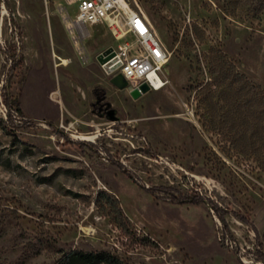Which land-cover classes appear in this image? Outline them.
Returning a JSON list of instances; mask_svg holds the SVG:
<instances>
[{"label":"rangeland","instance_id":"1","mask_svg":"<svg viewBox=\"0 0 264 264\" xmlns=\"http://www.w3.org/2000/svg\"><path fill=\"white\" fill-rule=\"evenodd\" d=\"M128 1L171 52L165 87L138 98L95 58L119 43L107 25L90 29L84 61L59 0H0V264H54L74 248L264 264V115L222 75L232 60L264 91V0ZM4 89L34 123L14 107L8 118ZM194 192L231 210L227 230L206 201L173 200Z\"/></svg>","mask_w":264,"mask_h":264},{"label":"built area","instance_id":"2","mask_svg":"<svg viewBox=\"0 0 264 264\" xmlns=\"http://www.w3.org/2000/svg\"><path fill=\"white\" fill-rule=\"evenodd\" d=\"M57 9L82 60L88 56L86 38L90 29L105 24L119 41L109 53H100L103 61L98 59L100 54L95 57L106 75L110 79L122 75L129 91L144 82L150 90L165 87L164 70L171 52L142 9L128 0H59Z\"/></svg>","mask_w":264,"mask_h":264},{"label":"trees","instance_id":"3","mask_svg":"<svg viewBox=\"0 0 264 264\" xmlns=\"http://www.w3.org/2000/svg\"><path fill=\"white\" fill-rule=\"evenodd\" d=\"M16 52L14 48H12L11 56H15ZM228 64L227 69L223 70L222 75L224 79H229L227 86L228 88H234L237 93L243 92L244 97L242 98L240 104L242 107H250L253 105H257L260 108L259 116L264 115V91L259 86L252 82L248 76L237 70L236 64L232 60H226ZM224 68V67H223ZM213 85L214 83H211ZM5 88V87H4ZM252 91V93H251ZM93 94L96 97L95 105L102 102L105 98V90L101 86H95L93 88ZM4 101L9 108L8 111V118L12 119L11 109L14 107L17 113L21 116L26 118L21 104L17 97L4 89ZM29 124L34 123L33 120L25 119ZM144 151L149 152L146 148ZM124 169H126L124 167ZM160 189V188H156ZM162 189V188H161ZM165 191H169L167 188H164ZM170 193V192H169ZM105 194L112 199V202L115 203L117 206V199L110 194ZM173 200L177 202H192V203H199L206 201L218 215L220 220L222 221L224 228L228 229V223L225 218V214L230 212L229 209L221 208L217 202H215L212 198H206L200 195L197 192L191 194H173ZM118 207V206H117ZM244 219L243 216H240ZM257 258L260 260H264V255H257ZM54 264H136L131 262L118 254H115L108 250H94V251H87L79 248H74L72 250L66 251L62 254V256L54 263Z\"/></svg>","mask_w":264,"mask_h":264},{"label":"water","instance_id":"4","mask_svg":"<svg viewBox=\"0 0 264 264\" xmlns=\"http://www.w3.org/2000/svg\"><path fill=\"white\" fill-rule=\"evenodd\" d=\"M111 51V49H107L104 53H109ZM112 54H110L109 56H111ZM98 59L103 61L105 58H103L102 54H100L98 56ZM111 81L117 85L119 88H126L127 87V81L122 77V75H116L114 76ZM150 91V86L144 82L140 85V87H135L133 89L130 90V94L133 98H138L140 97L143 93L149 92ZM115 110L113 108H111L109 110V115L111 116L112 119L115 118Z\"/></svg>","mask_w":264,"mask_h":264},{"label":"flooded vegetation","instance_id":"5","mask_svg":"<svg viewBox=\"0 0 264 264\" xmlns=\"http://www.w3.org/2000/svg\"><path fill=\"white\" fill-rule=\"evenodd\" d=\"M95 96V95H94ZM96 98V97H95ZM105 99V98H104ZM96 102V101H95ZM112 107L109 106L106 102H104V100L100 103H98L97 105V109L103 113V115L111 118V116L109 115V110L111 109ZM115 117H116V113H114ZM115 119V118H114Z\"/></svg>","mask_w":264,"mask_h":264},{"label":"bare ground","instance_id":"6","mask_svg":"<svg viewBox=\"0 0 264 264\" xmlns=\"http://www.w3.org/2000/svg\"><path fill=\"white\" fill-rule=\"evenodd\" d=\"M56 55V54H55ZM56 57H58V58H60V59H63V58H61L60 56H57L56 55ZM63 63H68V59H63ZM97 136V134H95V135H91L90 137H88L89 139H92V138H94V137H96Z\"/></svg>","mask_w":264,"mask_h":264},{"label":"crops","instance_id":"7","mask_svg":"<svg viewBox=\"0 0 264 264\" xmlns=\"http://www.w3.org/2000/svg\"><path fill=\"white\" fill-rule=\"evenodd\" d=\"M57 101V100H56ZM58 104H59V102H58ZM59 106H60V104H59ZM30 116V115H29Z\"/></svg>","mask_w":264,"mask_h":264}]
</instances>
